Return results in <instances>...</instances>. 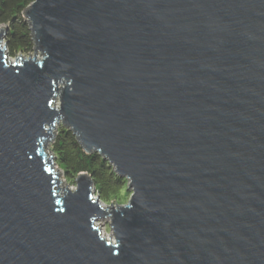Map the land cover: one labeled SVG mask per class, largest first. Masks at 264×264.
I'll list each match as a JSON object with an SVG mask.
<instances>
[{
  "label": "water",
  "instance_id": "water-1",
  "mask_svg": "<svg viewBox=\"0 0 264 264\" xmlns=\"http://www.w3.org/2000/svg\"><path fill=\"white\" fill-rule=\"evenodd\" d=\"M24 15L30 56L11 59L0 25V264H264V0ZM60 125L129 180L127 204L60 180Z\"/></svg>",
  "mask_w": 264,
  "mask_h": 264
},
{
  "label": "trees",
  "instance_id": "trees-1",
  "mask_svg": "<svg viewBox=\"0 0 264 264\" xmlns=\"http://www.w3.org/2000/svg\"><path fill=\"white\" fill-rule=\"evenodd\" d=\"M32 2L33 0H0V25L6 28L5 42L10 57L34 52L35 43L30 24L24 15ZM50 148L67 181H72L82 173L87 174L92 178L102 202H118V197L125 189V178L117 176L109 161H105L100 154L87 152L72 130L60 125Z\"/></svg>",
  "mask_w": 264,
  "mask_h": 264
},
{
  "label": "rangeland",
  "instance_id": "rangeland-1",
  "mask_svg": "<svg viewBox=\"0 0 264 264\" xmlns=\"http://www.w3.org/2000/svg\"><path fill=\"white\" fill-rule=\"evenodd\" d=\"M26 20H27V18H26ZM28 21V20H27ZM5 35H4V37H3V39H4V41H6L5 40ZM34 52H32V53H30V54H24V55H27V56H30V55H32ZM21 55V53L20 54H17V56H20ZM17 56H15V57H11V59L12 60H15V58L17 57ZM59 127L60 126H58V129H59ZM51 143H52V141H50L47 145V152H48V154L51 156H54L55 158V162L57 161V157L55 156V154H53V151L51 150ZM97 154H99L98 152H96ZM101 156V155H100ZM102 157V156H101ZM106 161V160H105ZM111 165V164H110ZM55 166H56V171H58V169L60 168L57 164H55ZM112 166V168H113V170H114V167H113V165H111ZM61 169V168H60ZM62 170V175H60V180L61 181H67V179L65 178V173H64V171H63V169H61ZM114 172H115V174L117 175V173H116V171L114 170ZM118 176V175H117ZM78 177V176H77ZM77 177L75 178V179H73L72 181H67L68 183H69V185H70V187H76V180H77ZM125 180H126V185H125V189H124V191L122 192V194L118 197V202H116V205L118 206L119 205V203H120V205H123V204H127L128 203V201H129V199H130V197H131V195L133 194V191H132V189H130L129 188V180L127 179V178H125ZM65 182H63V187L64 186H66V183ZM62 186V185H61ZM103 204H105L104 202H103ZM109 204H112V205H115V204H113V202L112 203H109ZM97 225L99 226V227H101V232L102 233H105L107 236H110L111 237V235H112V229L110 228V218L109 217H106V218H102V219H99L97 222Z\"/></svg>",
  "mask_w": 264,
  "mask_h": 264
},
{
  "label": "bare ground",
  "instance_id": "bare-ground-1",
  "mask_svg": "<svg viewBox=\"0 0 264 264\" xmlns=\"http://www.w3.org/2000/svg\"><path fill=\"white\" fill-rule=\"evenodd\" d=\"M61 185L63 186L64 184L63 183H61ZM62 189H64V188H62ZM103 234H105V233H103ZM106 235V234H105Z\"/></svg>",
  "mask_w": 264,
  "mask_h": 264
}]
</instances>
